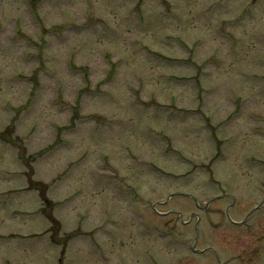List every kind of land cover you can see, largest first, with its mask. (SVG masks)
Segmentation results:
<instances>
[{"label":"rangeland","instance_id":"obj_1","mask_svg":"<svg viewBox=\"0 0 264 264\" xmlns=\"http://www.w3.org/2000/svg\"><path fill=\"white\" fill-rule=\"evenodd\" d=\"M0 264H264V0H0Z\"/></svg>","mask_w":264,"mask_h":264}]
</instances>
